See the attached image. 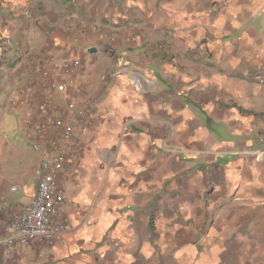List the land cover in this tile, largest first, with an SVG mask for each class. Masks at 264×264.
Returning <instances> with one entry per match:
<instances>
[{"label": "crops", "instance_id": "crops-1", "mask_svg": "<svg viewBox=\"0 0 264 264\" xmlns=\"http://www.w3.org/2000/svg\"><path fill=\"white\" fill-rule=\"evenodd\" d=\"M64 59L84 69L58 106L93 114L62 175L68 230L0 264H264V155L243 153L264 151V0H0V135H26L55 90L39 70ZM10 165L0 146V238L40 179Z\"/></svg>", "mask_w": 264, "mask_h": 264}, {"label": "built area", "instance_id": "built-area-1", "mask_svg": "<svg viewBox=\"0 0 264 264\" xmlns=\"http://www.w3.org/2000/svg\"><path fill=\"white\" fill-rule=\"evenodd\" d=\"M82 69L81 61L64 59L39 70L42 82L55 81V90L42 92L35 116H29L25 124L27 139L41 157V176L34 198L11 213L8 234L0 238V248L34 242L52 246L68 230L62 216L65 203L62 175L73 157L76 125L92 124L93 114L75 104L62 109L55 92L66 93L76 85L75 73ZM134 84L139 86V81L135 79ZM243 153L258 159L264 155L261 150ZM17 189V186L11 188L12 191Z\"/></svg>", "mask_w": 264, "mask_h": 264}, {"label": "rangeland", "instance_id": "rangeland-1", "mask_svg": "<svg viewBox=\"0 0 264 264\" xmlns=\"http://www.w3.org/2000/svg\"><path fill=\"white\" fill-rule=\"evenodd\" d=\"M58 94V96H60L62 93L58 92ZM15 121L16 120L12 118V129H9L4 134L1 133L2 135H0V146L5 152H7V155L11 160V171L16 173L26 166H29L31 167V169L35 170V167L37 165H41V157L38 155L34 147L27 141V138H25L26 135L23 134L21 127H19ZM206 123L208 124L209 129L217 132L216 134H219L220 138H229L227 136V132L223 129L221 124L216 125L211 121H206ZM38 170L41 176L40 166ZM33 181L35 182V179ZM63 219L65 221L64 216ZM20 244L28 245L25 243ZM26 256L30 260H32V258H35V261H37V258L35 257L36 255L34 254V252H32V250H29ZM161 263L164 264V262Z\"/></svg>", "mask_w": 264, "mask_h": 264}, {"label": "water", "instance_id": "water-1", "mask_svg": "<svg viewBox=\"0 0 264 264\" xmlns=\"http://www.w3.org/2000/svg\"><path fill=\"white\" fill-rule=\"evenodd\" d=\"M88 51L90 53H96L97 52V49L93 47V48H90Z\"/></svg>", "mask_w": 264, "mask_h": 264}]
</instances>
